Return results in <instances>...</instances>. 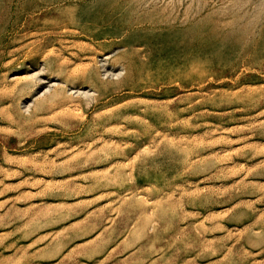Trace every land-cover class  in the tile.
<instances>
[{"label":"rangeland","instance_id":"374dc122","mask_svg":"<svg viewBox=\"0 0 264 264\" xmlns=\"http://www.w3.org/2000/svg\"><path fill=\"white\" fill-rule=\"evenodd\" d=\"M0 264H264V0H0Z\"/></svg>","mask_w":264,"mask_h":264},{"label":"bare ground","instance_id":"6f19581e","mask_svg":"<svg viewBox=\"0 0 264 264\" xmlns=\"http://www.w3.org/2000/svg\"><path fill=\"white\" fill-rule=\"evenodd\" d=\"M70 23V22H69ZM79 23V22H78ZM96 28V27H95ZM77 32V31H76ZM68 42V41H67ZM89 44V43H88ZM83 45V44H82ZM90 45V44H89ZM86 46V45H85ZM83 47V46H82ZM90 47V46H89ZM92 48V47H91ZM89 50V49H88ZM59 55V54H58ZM69 59V58H68ZM80 72V71H79ZM68 76V75H67Z\"/></svg>","mask_w":264,"mask_h":264}]
</instances>
